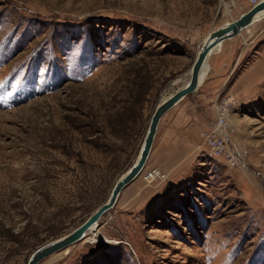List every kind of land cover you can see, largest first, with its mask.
Segmentation results:
<instances>
[{
	"label": "rangeland",
	"instance_id": "1",
	"mask_svg": "<svg viewBox=\"0 0 264 264\" xmlns=\"http://www.w3.org/2000/svg\"><path fill=\"white\" fill-rule=\"evenodd\" d=\"M252 6L0 0V264H28L108 200L209 32ZM207 65L93 233L39 264H264V18Z\"/></svg>",
	"mask_w": 264,
	"mask_h": 264
},
{
	"label": "water",
	"instance_id": "2",
	"mask_svg": "<svg viewBox=\"0 0 264 264\" xmlns=\"http://www.w3.org/2000/svg\"><path fill=\"white\" fill-rule=\"evenodd\" d=\"M264 11V0H260L256 5L242 13L238 18L220 25L212 30L202 44L198 55L192 65L190 81L175 90L166 99L162 100L156 107L148 127L140 154L135 163L118 179L108 200L97 208L82 224L63 236L52 240L37 248L31 255L28 264H39L48 255L63 250L73 243L83 239L88 231L95 225L101 217L114 207L122 190L129 185L143 171L151 155L155 142L159 124L163 116L180 102L187 95L195 92L200 84V73L206 62L210 51L228 38L239 35L245 28L255 23L257 14Z\"/></svg>",
	"mask_w": 264,
	"mask_h": 264
},
{
	"label": "built area",
	"instance_id": "3",
	"mask_svg": "<svg viewBox=\"0 0 264 264\" xmlns=\"http://www.w3.org/2000/svg\"><path fill=\"white\" fill-rule=\"evenodd\" d=\"M247 1H249L250 4L252 3L254 5L259 2L258 0H247ZM221 111L225 112V108L223 106H222V110ZM222 125L223 124H217V123L215 124L214 123V130H215L214 131V134L216 135L218 133V134L222 135V138H223V140L220 143L217 142L218 144H216V147L219 148V151H222V150L224 151L225 150V152L228 155V159L230 161H232V162H240L241 161L240 160V158H241L240 155L239 154L237 155L236 151L232 147H230L229 145H227V141H228L227 140V135L223 131ZM212 154L217 155L216 153H213V152H212ZM154 173L156 174V171L151 172L149 174V177H154Z\"/></svg>",
	"mask_w": 264,
	"mask_h": 264
},
{
	"label": "bare ground",
	"instance_id": "4",
	"mask_svg": "<svg viewBox=\"0 0 264 264\" xmlns=\"http://www.w3.org/2000/svg\"><path fill=\"white\" fill-rule=\"evenodd\" d=\"M264 18V11L263 12H261V13H259V14H257L256 15V17H255V22H257V21H259V20H261V19H263ZM230 22V21H229ZM226 23V22H225ZM219 27V26H218ZM218 27H216V28H218ZM216 28H214L213 30H215ZM212 31V30H211ZM210 31V32H211ZM209 32V33H210ZM220 50H222V43H220V44H218L217 46H215L211 51H210V53H209V55H208V58H207V60H206V62L204 63V66H203V68H202V70H201V73H200V84H202L203 83V80L206 78V76H207V74H208V72H209V70H210V68L208 67V65H207V63L209 62V59H210V57H211V55L213 54V53H215V51H220ZM192 69V68H191ZM191 73H192V70H191V72L190 73H188L186 76H185V85L190 81V78H191ZM199 84V85H200ZM184 85V86H185ZM182 87V86H181ZM168 97V96H167ZM166 97V98H167ZM166 98H163L162 100H164V99H166ZM185 98V97H184ZM161 100V101H162ZM178 104V103H177ZM96 226H97V224H95L89 231H88V233H93V231L96 229ZM87 233V234H88ZM86 234V235H87Z\"/></svg>",
	"mask_w": 264,
	"mask_h": 264
},
{
	"label": "crops",
	"instance_id": "5",
	"mask_svg": "<svg viewBox=\"0 0 264 264\" xmlns=\"http://www.w3.org/2000/svg\"><path fill=\"white\" fill-rule=\"evenodd\" d=\"M243 13H244V12H243ZM252 25H253V24H252ZM250 26H251V25H250ZM250 26H249V27H250ZM249 27H247V28H249ZM247 28H245V29H247ZM245 29H244V30H245ZM244 30H243V31H244ZM243 31H242V32H243ZM237 36H238V35H237ZM234 38H236V36L224 40V41L222 42V46L225 45V44H227V42H228L229 40H232V39H234ZM215 69H216V67H215Z\"/></svg>",
	"mask_w": 264,
	"mask_h": 264
}]
</instances>
